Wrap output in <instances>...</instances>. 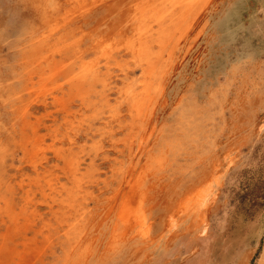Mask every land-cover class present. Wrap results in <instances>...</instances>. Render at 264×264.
<instances>
[{
	"label": "rangeland",
	"instance_id": "1",
	"mask_svg": "<svg viewBox=\"0 0 264 264\" xmlns=\"http://www.w3.org/2000/svg\"><path fill=\"white\" fill-rule=\"evenodd\" d=\"M263 251L264 0H0V264Z\"/></svg>",
	"mask_w": 264,
	"mask_h": 264
},
{
	"label": "bare ground",
	"instance_id": "2",
	"mask_svg": "<svg viewBox=\"0 0 264 264\" xmlns=\"http://www.w3.org/2000/svg\"><path fill=\"white\" fill-rule=\"evenodd\" d=\"M187 5L189 7L192 8V4L190 3V1H188ZM138 39H135L134 43H133V47H136L137 49L140 50V54L142 56H146L144 54V50H146L147 48L149 49L150 46H149V42L147 41V36L146 35H143V34H138ZM133 41V40H132ZM143 72H144V77L142 78L141 82H142V87L144 89V91L146 90L147 92V89H148V93H149V100L152 101L153 99V94L152 92L155 90V88L157 87V83L159 81V78L161 77V75L158 74V70L155 71H151L150 67L147 66V67H144L143 68ZM152 91V92H151ZM147 118H144L142 120V122H145ZM206 196L203 194L202 197L198 200V204L201 205L204 200H205ZM192 205L191 204H188V205H185L183 207V211H186L187 209H189ZM261 264H264V251L262 253V256L260 258V261H259Z\"/></svg>",
	"mask_w": 264,
	"mask_h": 264
}]
</instances>
